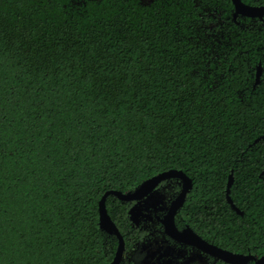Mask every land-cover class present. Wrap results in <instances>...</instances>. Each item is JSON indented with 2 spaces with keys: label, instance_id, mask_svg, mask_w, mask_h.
<instances>
[{
  "label": "trees",
  "instance_id": "16d2710c",
  "mask_svg": "<svg viewBox=\"0 0 264 264\" xmlns=\"http://www.w3.org/2000/svg\"><path fill=\"white\" fill-rule=\"evenodd\" d=\"M234 11L233 0H0V264H110L119 240L100 226L104 194L172 169L193 183L179 226L264 255V19ZM231 175L243 213L227 199ZM181 188L157 189L163 202ZM135 202L106 199L125 251L146 238Z\"/></svg>",
  "mask_w": 264,
  "mask_h": 264
},
{
  "label": "water",
  "instance_id": "95a60500",
  "mask_svg": "<svg viewBox=\"0 0 264 264\" xmlns=\"http://www.w3.org/2000/svg\"><path fill=\"white\" fill-rule=\"evenodd\" d=\"M235 5L234 11V18L239 14L248 16V17H264V5L261 6H253L250 4L244 3L242 0H233ZM262 66L258 67L257 72V80L261 75ZM261 138H264L262 136ZM261 138H258L256 141H259ZM255 141V142H256ZM171 178H178L181 181L182 188L178 195L172 199L170 203V207L168 212L163 216L161 222L165 227V233L169 234L172 237L178 236L182 240L195 244L200 245L204 248L205 251L209 252L215 258L220 259L221 261L230 263V264H247L250 261H254L255 264H264V255L261 257H257L251 253L243 254V253H236L231 252L229 250L223 249L207 240H205L201 235L196 233L191 227L184 228L183 230H179L176 224V215L179 209L183 206L188 192L192 189L193 183L192 179L182 170H167L161 172L147 180L143 181L139 184L134 190L122 192L118 190H110L107 191L103 198L100 201V226L103 230L108 232L109 234L115 235L118 237L119 245L116 252V256L110 264H120L124 258V251H125V239L123 234L121 233L119 227L114 222L112 217L110 216L107 207H106V199L108 195L113 194L124 201H139L154 190L158 188V186L163 182ZM233 183V176H230L228 182V189H227V198L228 201L231 203L232 207L240 213H243L233 202L230 191L231 186Z\"/></svg>",
  "mask_w": 264,
  "mask_h": 264
},
{
  "label": "flooded vegetation",
  "instance_id": "af4514ba",
  "mask_svg": "<svg viewBox=\"0 0 264 264\" xmlns=\"http://www.w3.org/2000/svg\"><path fill=\"white\" fill-rule=\"evenodd\" d=\"M157 198L161 199L159 189L136 201L132 207L133 214L141 213L142 216L137 217V222L138 224L142 222V227L147 233L144 241L137 244L133 251H124L123 261L127 260L133 264H218L221 260L205 251L202 246L186 242L178 236L172 237L164 232L165 227L161 219L168 212L172 200L161 201L162 206H159L158 202L150 203ZM176 224L179 230L188 227L179 226L177 220ZM250 262L255 264L254 261Z\"/></svg>",
  "mask_w": 264,
  "mask_h": 264
},
{
  "label": "rangeland",
  "instance_id": "374dc122",
  "mask_svg": "<svg viewBox=\"0 0 264 264\" xmlns=\"http://www.w3.org/2000/svg\"><path fill=\"white\" fill-rule=\"evenodd\" d=\"M161 201H162V199L157 198V199H153V200H151L150 203H154V202H155V203H156V202H158V203L160 202V203H161ZM136 216L139 218V217H141L142 215H141V213H138V212H137Z\"/></svg>",
  "mask_w": 264,
  "mask_h": 264
}]
</instances>
